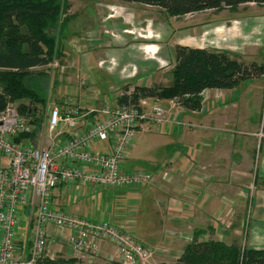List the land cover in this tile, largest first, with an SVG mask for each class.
Masks as SVG:
<instances>
[{"label": "crops", "instance_id": "obj_1", "mask_svg": "<svg viewBox=\"0 0 264 264\" xmlns=\"http://www.w3.org/2000/svg\"><path fill=\"white\" fill-rule=\"evenodd\" d=\"M236 10L237 12H233L232 17L235 16L236 21L231 27L233 30L228 44L231 50L233 48L240 49L242 44L245 49L247 45H251L247 41L249 37L246 36V28L243 26L244 30H240L242 24L256 30L260 34L258 36L261 39L264 38V4L245 3ZM237 20H240L239 24ZM256 44L257 48L249 47L251 54L247 53L245 49L242 50V47L232 55L245 63L251 61L264 63L261 57L264 56V46L258 48L259 43ZM86 45L88 46L89 43ZM100 45L101 43L97 42L89 48L85 46V49H96L97 47L101 49ZM237 45L240 46L237 47ZM75 49L70 58H67L71 59V63L67 65L68 69L71 71L73 68H79L78 71L82 70L86 74L84 70L86 58L78 53L83 49L81 48L79 51H75ZM260 53L261 56H259ZM98 54L101 55H97L100 57L98 59L100 62L107 56V52L104 51L102 54L101 52ZM98 60H96L97 66ZM135 75L122 76V78L124 77L125 82ZM62 83L64 85L67 83L68 91L72 89V96L69 95V97L72 98V101L73 98H76L77 103L73 101L75 104L84 108L97 106V103L92 101L93 98L87 92L82 91L83 87L78 88L77 80L74 85H71L73 81L65 79L63 75ZM263 85L264 76L258 80L243 81L238 86L229 89H206L205 94L209 93L211 97L207 102L209 107L205 113L177 109L179 111L174 114L179 119L178 125L170 118L169 121L162 124L150 123L152 121L149 118L137 127L123 167L127 171L143 170L154 174L153 176L156 178L158 176L154 185H158L161 192L154 186H145L137 191L142 194L136 204H133L136 200L131 202L132 206H139V209L136 207L138 212L134 216L142 217L141 225L148 222L150 217H155V230L150 232L143 225L142 228H137L135 231L137 237L143 242L155 243L167 254V261L156 259L155 264H167L177 259L185 245L193 238L199 240L211 238L224 242L237 240L243 246L264 249V135L260 138L257 136L258 130L261 129L259 115L263 104ZM87 90L95 98L96 90L90 89V87H87ZM72 91L75 93L73 94ZM220 92L224 94V102L214 101L213 94ZM225 95L227 97H224ZM106 97L110 103H113L112 100H116V95L113 94ZM142 101L140 111H142V107L145 113L151 110L154 105H167L166 101L163 102L153 97L145 98ZM71 129L65 127L66 134L70 133ZM98 143L105 147L108 146L106 142ZM92 147L98 150L104 148L95 147L94 144ZM190 153H193L194 157L188 156ZM176 158L180 159L182 165L177 167V174L170 177L172 185L164 180L159 182L164 174L163 171L166 172L169 168H173L171 162L175 163ZM160 184H163L164 187H160ZM89 186L77 182L64 191L61 186L55 188L53 191L55 206L66 211L65 207L71 203L69 212H85L86 209L80 203L68 201L69 198L66 199V195L77 192L87 193L92 190L100 191L96 187L89 188ZM168 188L173 191L167 192ZM130 190L136 192V190L126 188L110 189L109 193L113 194V201H116L117 204L116 209L109 204L111 206L110 210L108 208V212L111 217H122V214L131 211V209L122 208L124 197L121 196ZM166 192L169 194L164 197L163 193ZM140 200L144 203H140ZM126 202L129 203V201ZM94 206H91L88 211H91ZM178 208L181 210L176 213ZM123 220L125 219L123 218ZM135 224H138V220ZM133 227L134 225H132ZM132 231L134 233V228ZM184 237H190V239ZM56 243L61 244L60 252L54 251V253L57 252L58 257L75 256L62 237H58ZM49 244L50 246L45 252L46 255L53 253L51 248L55 245V240H51ZM108 249L109 247L105 246L101 256L85 258L81 264H97L98 258L108 260L109 257H106L105 254L109 252Z\"/></svg>", "mask_w": 264, "mask_h": 264}, {"label": "rangeland", "instance_id": "obj_2", "mask_svg": "<svg viewBox=\"0 0 264 264\" xmlns=\"http://www.w3.org/2000/svg\"><path fill=\"white\" fill-rule=\"evenodd\" d=\"M233 12H237V10L223 7L217 10L206 9L200 12L186 14L181 18H176L170 16L160 7L128 1L66 0L61 10V19L58 20L57 28L54 30L57 43L56 51H59V55L57 52H55L53 60H55L54 63H57L60 67L47 66L42 68L46 77H44L42 81L40 80V86H46L47 94L46 103L42 106H38L39 108L37 109V115L39 117L45 118L51 107L54 105L61 106L60 104L65 103V101H72V98L69 97V95L72 96V89H69L68 91L69 87H66L67 83L65 85L62 83L63 75L65 79L73 81L71 85L76 83V80H78V75L80 77L84 75V77L87 78V84L82 88V91L87 92L90 97L93 98L92 101H95L97 106H100L101 104L107 102L106 96H111V94L115 96L119 89H123V86L125 85L130 84L129 87L137 84H155L157 86L169 85L168 83L170 82L169 80L171 73L174 69V47L178 43L188 45L190 47L201 46L217 50H226L234 55V53L241 50L242 47V50L245 48L243 44L240 49L233 48L231 50V48L228 47L231 37L230 34L233 30L231 27L236 21L235 16L232 18ZM237 21L239 24L240 20ZM243 26L247 30L246 36L249 37L247 41H249V44L251 43V45H247L245 49L246 52L251 54L252 52L249 51V47L254 46L257 48L256 43H259L258 48H263L264 38L261 39V37L258 36L260 34L257 33L256 30H253L251 27H247L245 24H242L240 29L241 31L244 30ZM242 35L244 36V34ZM97 42L101 43V49H98V47L96 49H85L87 43H89L87 46L89 48ZM106 46H108V48H106ZM239 46L240 45H237V47ZM81 48L83 51H79ZM74 49L75 51H79L78 53H80V55H84L83 58H86V62L84 63V70L86 74H84L82 70L78 71L79 68H73L71 71L68 69L69 67L67 65L71 63V59H68L70 58ZM103 51L107 52V56L104 59L102 58V61L100 62L98 60L100 57L98 56L101 55L98 53L101 52L102 54ZM261 55L262 54L260 53L259 56ZM261 57L263 58L262 61H264V56ZM257 58L259 57L257 56ZM96 60H98V66ZM155 67L156 69H153ZM148 69L152 70L149 71ZM34 70H36V68ZM138 71L139 74H137ZM143 71L146 72L143 73ZM78 72L81 73L76 76ZM133 74L137 75L132 76L134 78L131 77V79H125L126 81L124 82V77L122 78V76H131ZM34 79H37V77H32L29 81L32 82ZM87 86L90 87V89L92 88L96 90L97 95L95 98L88 92ZM73 87L75 88V86ZM113 88H115V90H113ZM117 88L118 90H116ZM72 93L74 94L75 91H72ZM220 93L213 94L214 101L224 102V94ZM85 95L87 94L85 93ZM205 95L206 102L204 103ZM209 97H211L209 93L205 94V92H203L202 107L201 109L194 111H198V113H205L209 107V104L207 103L210 101ZM224 97H227V95ZM75 99L76 98H73V101L77 103V100L75 101ZM157 99L162 100L163 102L166 101L165 103H167V105L164 106L157 104L162 109L163 116L165 118L160 122L158 119L154 118L155 115L152 114L150 115L152 121L150 123L162 124L169 121L170 118L171 121L174 120V122L177 124L179 119L174 113L178 112L179 110L177 109L181 108L176 106L175 103L172 102L173 100L169 98H159V96H157ZM142 100H140V103L143 102ZM262 103V110L261 114L259 115L261 129H259L257 132V136L259 138L264 135V89ZM12 104L17 108L18 102H12ZM109 104L111 103L109 102ZM141 110V112L145 113L142 107ZM150 112L151 110L146 111V114H149ZM94 146L101 148L104 147L102 151L107 150L104 145H101L98 142H95ZM188 156H191L192 158L194 157V154L190 153ZM171 165H173V168H169L166 172L163 171L164 174L161 181L159 182H163L164 180L172 185L170 177H174V174H177V167L182 164H180V159L176 158L175 163L172 161ZM158 173L160 174L161 171ZM156 180H158V176L157 178L153 176L152 182L149 184L144 182L143 184L135 186L107 188L96 187L97 190L100 191L95 192V190H92L88 191L87 193L77 192L68 194L66 195V199L69 198L68 201L80 203L81 206L86 209V211H76L71 213L69 212L71 209L70 203L65 207L66 212L78 217H83L91 223H111L117 228H123L127 230L138 242L151 246L152 252L150 255H143L144 258H140V256L136 255L137 264H155L156 259H158V261H167V254L164 250L160 249V247H158L155 243L149 244L145 241L143 242V240L138 238L135 234L137 228L140 229L143 227V225H145L150 232L156 229L155 217H150L148 222H144L143 225H141L142 217L134 216L135 213L138 212L136 207L139 209V206H132L131 204V202H134V200L136 201L133 204H136L137 199H139L140 194H142L137 192L140 188L142 189L145 186H154L156 190L160 191L158 185H154ZM159 186L164 187L163 184H160ZM90 187L92 186H89V188ZM122 188L136 190V192L131 190L126 191L124 195H121L124 197L122 208H126V210L131 209V211L126 212V215L122 214V217H111V214L108 212L110 210L109 207L113 205V208L116 209L117 204L115 203L116 201H113V194L109 193L110 189ZM166 191L172 192L173 190L171 191L168 188ZM167 192L163 193L165 194L164 197H167V194H169ZM126 201H129V203ZM140 203L143 204L144 202H141L140 200ZM176 204L178 206L179 202ZM93 205H95L94 208L91 211H88ZM184 205H186V203H184ZM133 208L136 209L134 210ZM180 208L177 209L176 213L181 210ZM140 209H142V207H140ZM112 215H114V213H112ZM17 216L20 221L16 226V232L18 235H20L22 232L25 233L27 218L21 209L17 211ZM123 218L125 220H123ZM160 219L161 217L159 220ZM137 220L138 224H135ZM131 224L134 225V233L132 231L133 228ZM181 236L183 235L181 234ZM184 238L190 239V237ZM202 240L198 239V241ZM207 240H211V238ZM112 241L113 240L110 237H107V239L101 241L97 254H83L79 252L76 253L74 257L66 256L62 258L57 256V252H60L59 249L61 248V244L56 243L57 238H55V245H53L51 248L53 253L43 257L42 264H66L69 262V260H71V258L76 260V262H72V264H81V261H83L85 258L91 259L101 256L103 253L102 250L105 246L109 247V252L105 253L107 255L106 257H109V259L107 260L106 258H98L97 264H123L122 258L120 257L121 255L118 253L117 246ZM230 242L225 241L224 243ZM54 251L57 252L54 253Z\"/></svg>", "mask_w": 264, "mask_h": 264}, {"label": "built area", "instance_id": "obj_3", "mask_svg": "<svg viewBox=\"0 0 264 264\" xmlns=\"http://www.w3.org/2000/svg\"><path fill=\"white\" fill-rule=\"evenodd\" d=\"M54 62L46 67H60ZM77 78L78 88L85 87L87 78ZM132 90L129 87L126 94ZM123 94L119 89L112 105L108 101L87 108L73 101L54 105L38 125L12 103L0 110V264H42L49 241L58 237L74 254H97L100 242L110 237L123 264H137L136 255L151 254L152 247L127 230L111 223H91L54 202L55 188L64 191L77 182L104 188L152 182L150 172H127L123 162L137 127L152 114L160 122L165 117L159 105L148 115L132 103L118 102ZM65 127L71 132L66 134ZM96 141L108 143L107 150L94 149ZM19 209L27 218L25 233L20 235L16 232Z\"/></svg>", "mask_w": 264, "mask_h": 264}, {"label": "trees", "instance_id": "obj_4", "mask_svg": "<svg viewBox=\"0 0 264 264\" xmlns=\"http://www.w3.org/2000/svg\"><path fill=\"white\" fill-rule=\"evenodd\" d=\"M65 1L0 0V110L7 103L18 102L21 115L30 116L37 125L41 121L37 109L46 103L47 94L46 86H40V80L46 77L42 68L57 52L54 30ZM121 1L157 6L176 18L206 9H236L250 2L264 4V0ZM263 76L264 63H245L226 50L178 43L174 47V69L169 85L137 84L129 94L126 91L130 84L125 85L118 102L132 103L140 109V100L159 96L173 100L181 109L199 110L206 89H229ZM32 77L37 79L31 82ZM72 262L76 260L71 258L66 264ZM167 264H264V249L241 246L237 240L224 243L192 239L180 256Z\"/></svg>", "mask_w": 264, "mask_h": 264}]
</instances>
